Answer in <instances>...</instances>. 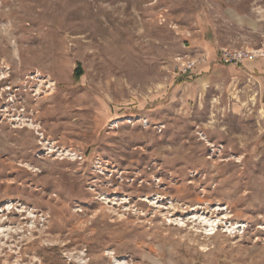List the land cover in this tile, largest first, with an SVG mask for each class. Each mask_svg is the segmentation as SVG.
Masks as SVG:
<instances>
[{"label":"rangeland","instance_id":"obj_1","mask_svg":"<svg viewBox=\"0 0 264 264\" xmlns=\"http://www.w3.org/2000/svg\"><path fill=\"white\" fill-rule=\"evenodd\" d=\"M0 264H264V0H0Z\"/></svg>","mask_w":264,"mask_h":264},{"label":"built area","instance_id":"obj_2","mask_svg":"<svg viewBox=\"0 0 264 264\" xmlns=\"http://www.w3.org/2000/svg\"><path fill=\"white\" fill-rule=\"evenodd\" d=\"M240 56H241V55H240ZM241 57H242V56H241ZM227 60H228V59H226V61H227ZM193 64H194V63L190 64V65H189V68H191V67L193 66Z\"/></svg>","mask_w":264,"mask_h":264},{"label":"trees","instance_id":"obj_3","mask_svg":"<svg viewBox=\"0 0 264 264\" xmlns=\"http://www.w3.org/2000/svg\"><path fill=\"white\" fill-rule=\"evenodd\" d=\"M75 73L77 74V76H79V74H80L78 69H77V72H75ZM78 73H79V74H78Z\"/></svg>","mask_w":264,"mask_h":264}]
</instances>
